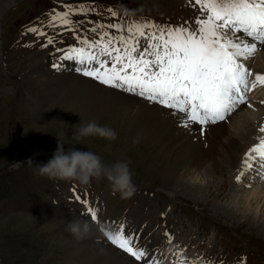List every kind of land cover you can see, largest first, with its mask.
Segmentation results:
<instances>
[{"label":"rangeland","instance_id":"1","mask_svg":"<svg viewBox=\"0 0 264 264\" xmlns=\"http://www.w3.org/2000/svg\"><path fill=\"white\" fill-rule=\"evenodd\" d=\"M122 6L135 10V14L124 15ZM82 7L94 11L71 15L74 31L59 23L49 26L54 10L64 12ZM109 8L118 16H110ZM197 16L200 8L194 6V0H88L66 4L53 0H0V264H96V257L106 245L119 254L112 251L108 264H117L119 259L138 262L113 245L105 232L97 231L99 225L112 232L111 222L123 224L127 234L138 237L137 243L150 257L160 259L165 253L168 259L161 260L162 264H178L177 253H182L179 259L184 264H264V233L249 220L264 222V178L259 162H254L251 170L241 164L245 153L264 134L240 140L244 127L232 125L233 137L241 142L242 148L248 146L241 151L243 160L227 167L225 156L215 153L206 161L207 166L190 174L188 163L194 162L196 149L189 138L167 130L159 122H147L146 117L140 119L135 110H123V114L118 108L119 114L113 118H105L109 114L103 112L99 121L91 118L95 114L88 107L81 114L64 111L73 104L72 100L60 104L75 91L79 96L90 93L89 85L96 86L93 82L104 91L126 95L122 89L77 72L81 65L75 60L61 61V50L80 46L77 36L98 39L90 31L97 23H131L143 18L157 25L195 29ZM33 27L45 35L27 31ZM49 37L54 43L47 44ZM255 56L248 59L252 64L249 69L254 68L253 74H264V62L253 63ZM54 64L59 67H53ZM68 76L75 79L71 81ZM254 78L255 75L249 79ZM79 88L86 92L76 90ZM252 90L247 93L246 103L251 107L247 105L245 110H253L255 105L264 109V85L258 84ZM100 93L95 94L106 97ZM229 117L235 119L236 115ZM90 122L112 126L117 130V138L108 141L89 137L76 143L74 135ZM169 135L179 137L175 144L164 143ZM57 140L66 148L93 151L106 164L127 162L134 173L135 195L121 199L103 178L81 185L39 175V165L51 159ZM29 158L33 161L31 165L26 162ZM212 164L215 166L211 169ZM241 172L243 175L237 182L236 176ZM255 189L257 194L251 196V190ZM76 196L97 208L98 222L91 220ZM74 219L92 224L93 231L87 238L76 240L67 231L68 223ZM169 225L173 226L170 234L157 239V234ZM138 229L144 236L138 234L141 232ZM146 242H152L154 248L150 250Z\"/></svg>","mask_w":264,"mask_h":264},{"label":"snow or ice","instance_id":"2","mask_svg":"<svg viewBox=\"0 0 264 264\" xmlns=\"http://www.w3.org/2000/svg\"><path fill=\"white\" fill-rule=\"evenodd\" d=\"M194 6L200 8L195 29L157 25L143 18L131 23H97L90 31L98 39L77 36L80 46L61 50L63 59L80 64L76 71L84 76L143 97L174 113H183L185 127L198 124L203 131L209 124L226 120L247 103L249 91L258 84L264 85V74L257 73L250 87L253 73L244 63L260 50L258 45H264V0H194ZM90 11L94 9L54 10L49 26L59 23L74 31L71 15ZM107 11L112 17L118 16L111 8ZM27 31L45 35L36 27ZM52 43L49 37L47 44ZM259 131L264 133V125ZM257 161L264 178V138L245 153L242 163L251 170ZM242 175L243 172L236 176L237 182ZM75 199L84 204L91 220L98 222L97 208L80 196ZM111 224L114 230L104 234L113 245L141 264H162L139 246L138 237L126 233L123 224ZM176 255L178 264H184L179 259L182 253Z\"/></svg>","mask_w":264,"mask_h":264},{"label":"bare ground","instance_id":"3","mask_svg":"<svg viewBox=\"0 0 264 264\" xmlns=\"http://www.w3.org/2000/svg\"><path fill=\"white\" fill-rule=\"evenodd\" d=\"M11 5V4H10ZM248 40H251V38H246ZM258 47L260 48L259 51H257L256 54V58L255 61L253 63H257L258 62H264V45H258ZM254 59V58H253ZM61 61H65V59H63V56L61 57ZM252 61V60H251ZM49 63V62H48ZM72 63V62H71ZM246 67L250 68V66L252 65L250 63V61L246 60L244 61ZM53 64V63H51ZM253 66H255L253 64ZM50 67V66H49ZM48 67V68H49ZM64 66H62V68H64ZM252 67V66H251ZM51 68V67H50ZM254 69V68H253ZM253 69H251V72H253ZM49 70V69H48ZM51 70V69H50ZM52 71V70H51ZM259 72V71H258ZM37 74V73H36ZM46 74V73H45ZM261 74V73H260ZM254 75V74H253ZM36 76V75H35ZM51 76V74H50ZM253 77V76H252ZM34 78V77H33ZM69 80L73 81L75 78L72 76H68ZM251 78V77H250ZM40 80V79H39ZM58 81V80H57ZM86 81V80H85ZM44 83V82H43ZM78 83V82H77ZM96 86H98L97 83L93 82ZM39 84V83H38ZM44 85V84H43ZM42 85V86H43ZM68 86V85H67ZM70 86V85H69ZM94 85H89V89L91 90L90 93H85L82 94L81 96H79L78 92L75 91V93H71L70 95H67L66 97H68V99L65 100H57L60 101V104L63 105L65 103H63V101H69L72 100L73 104H69L70 106H68L64 111L70 113L71 115L74 114H81V113H85L82 112L84 109H86V107L90 108L92 110V112L95 114V117H91L92 119L95 118L97 120L100 121L101 117L103 115V112H106L105 114H109L106 117L109 118H113L114 116H116V114L118 113V110L121 111H133L135 110L136 113H139L140 116L139 118L142 119L143 117H146L149 121L152 122H159L157 124H162L164 125L167 130L169 131H173L175 133H177L180 136H185L186 138H189L190 142H192L195 145V149L194 150L196 152V156H195V160L192 163V161H190V163H188L189 166V173L191 174L192 172H195L196 170H200L202 169L204 166H207L206 161L215 155V153H218L220 156H225L226 158V166L227 167H233L234 162L235 161H242V157L241 155V151L243 150V148L241 147V142L239 143V140H237L236 138L233 137L232 133H233V129L231 130L230 128L233 126H240L244 127V132H243V137L240 138V140H249L250 136H252L253 134H261V132L259 131L258 133L256 132V130L258 128H260L262 126V124L264 123V109L260 108L258 105L254 106L253 110H245V108H248L247 105L249 104H244V105H240L236 111H234L232 114L236 115L235 119H231L229 116L226 120L223 121H219L216 124H209L207 125L203 131H201V126L198 124H192L189 127H185L182 123L183 119H184V114L183 113H174L171 109H168L160 104L157 103H152L149 102L148 100L138 96V95H133V93H129V92H125V96L123 94L117 93L115 91H104V89H100L97 88ZM44 87V86H43ZM103 87V86H102ZM250 87H251V81H250ZM257 87V86H256ZM76 88V87H75ZM261 88V87H260ZM70 89V88H69ZM34 90V89H33ZM46 90V89H45ZM82 93L86 92L85 90H81L76 89ZM254 92V90H252ZM30 92V91H29ZM93 92V93H92ZM101 92L102 94H105L106 97L103 96H96L95 93ZM108 94H107V93ZM32 93V92H31ZM69 93V92H68ZM100 93V94H101ZM259 93V91H258ZM262 93V92H261ZM264 93V92H263ZM36 95V94H35ZM65 97V98H66ZM76 97V99L74 98ZM49 98V97H48ZM264 101V97L262 99ZM41 102V101H40ZM62 102V103H61ZM70 102V101H69ZM67 102V103H69ZM43 103V102H41ZM71 103V102H70ZM54 105V103H53ZM60 107V106H59ZM83 108V109H82ZM121 108V109H118ZM49 109V108H48ZM62 109V108H61ZM118 109V110H117ZM90 110V111H91ZM52 111V110H51ZM124 111L122 112L123 114ZM55 113V112H54ZM64 113V112H63ZM119 114V113H118ZM129 113H127L128 115ZM231 114V116H232ZM63 115V114H62ZM101 115V116H100ZM79 116V115H78ZM77 116V117H78ZM125 116V115H124ZM83 118V117H82ZM86 117H84L85 119ZM125 117H123L122 119H124ZM130 118V117H129ZM59 119V118H58ZM80 119V118H79ZM248 119L246 122L245 120ZM107 120V119H106ZM117 120V119H116ZM119 120V119H118ZM236 120V121H235ZM94 121V120H93ZM111 121V120H110ZM115 121V120H114ZM126 121V120H125ZM96 122V121H95ZM116 122V121H115ZM120 121H117V123ZM139 122V121H138ZM259 123L258 127L254 124ZM263 122V123H262ZM103 123V122H102ZM116 123V124H117ZM121 123V122H120ZM262 123V124H261ZM100 124V123H99ZM108 124V123H107ZM132 124V123H131ZM136 124V123H135ZM109 125V124H108ZM130 125V124H129ZM111 126V125H110ZM132 126V125H131ZM156 126V125H155ZM109 127V126H108ZM135 127V126H134ZM158 127V126H157ZM156 127L157 131L158 128ZM164 127V129H165ZM112 128V126H111ZM130 128V127H129ZM128 128V129H129ZM142 128V127H141ZM253 128V130H251ZM127 129V130H128ZM229 129L231 130V132H229ZM250 129V130H249ZM126 130V131H127ZM139 130V129H138ZM162 130V129H161ZM166 130V129H165ZM164 130V131H165ZM242 130V129H241ZM117 131V130H116ZM143 131V130H142ZM151 131V130H149ZM163 131V130H162ZM236 133L237 130L235 129ZM121 133V132H120ZM150 133V132H149ZM156 133V132H155ZM241 133V132H240ZM129 134V133H128ZM154 134V133H153ZM152 134V135H153ZM264 134V133H262ZM131 135V134H130ZM134 135V134H133ZM150 135V134H149ZM129 136V135H128ZM156 136V135H155ZM171 137L166 138L165 140V144L166 145H170V144H175L176 140L179 139V137H175L172 135H169ZM256 136V135H255ZM264 136V135H263ZM259 137V135H258ZM150 138V137H149ZM260 138V137H259ZM263 138V137H262ZM125 139V138H124ZM127 140V139H126ZM137 140V139H136ZM188 140V142H189ZM260 140V139H259ZM181 141V140H180ZM138 142V141H137ZM163 142V141H162ZM184 142V141H183ZM259 142V141H258ZM178 143V142H177ZM176 143V144H177ZM201 143L204 144V146L201 147ZM256 143V142H254ZM253 143V144H254ZM137 144V143H135ZM139 144V143H138ZM142 144V143H141ZM180 144V143H179ZM186 144V143H185ZM191 144V143H190ZM200 144V146H199ZM252 144V143H251ZM258 144V143H256ZM157 145V144H156ZM164 146V145H163ZM172 146V145H171ZM250 146V145H249ZM174 147V146H173ZM248 147V146H247ZM245 147V149L247 148ZM139 148H141V146L139 145ZM165 148V147H164ZM251 148V147H250ZM249 148V149H250ZM180 149H182L180 147ZM171 150V149H170ZM144 152V151H143ZM166 152V151H165ZM185 152V151H184ZM167 153V152H166ZM194 154V153H193ZM174 155V154H173ZM177 155V154H176ZM218 155V156H219ZM255 155V154H254ZM187 156V155H186ZM224 158V159H225ZM187 159V158H186ZM258 162V161H257ZM243 164V163H241ZM187 165V164H186ZM219 165H221V163L219 162ZM214 164H212L210 167L211 169L214 168ZM243 168L244 165H243ZM172 169V168H171ZM161 171V170H160ZM165 171V170H163ZM264 181V180H263ZM255 182V181H254ZM251 187V186H250ZM264 187V185H263ZM256 188V187H255ZM257 189L255 190H251L250 194L251 196L253 194H257ZM264 193V190L263 192ZM258 229V231H261L264 233V222L261 221H257L254 222L253 220L249 219ZM173 226L169 225L166 226L164 229H162V231L160 233L157 234V239H161L163 234L166 235L167 233L170 234V232L172 231ZM93 231V230H92ZM137 231H141L140 229H138ZM54 232V231H53ZM55 234V232H54ZM139 235L141 234V237L144 236V234L141 232L138 233ZM57 238V236H56ZM57 241V240H56ZM95 241V240H94ZM82 244V243H80ZM146 245H150V250H152L154 248V246L152 245V242L150 244H148L147 242L145 243ZM78 245V244H77ZM59 246V244H58ZM57 246V247H58ZM75 246V245H73ZM56 247V248H57ZM65 247V246H64ZM68 247V246H67ZM78 247V246H77ZM105 247V246H104ZM73 249V248H72ZM103 251L100 253L99 256L96 257L97 261H94L96 264H108L109 262V258H112L111 253L116 254L117 256H119V254L117 253L116 250H114L113 248L109 247L108 245H106V248L102 249ZM149 250V252H150ZM168 249L166 248V251ZM88 251V250H87ZM86 251V252H87ZM113 251V252H112ZM82 252V251H81ZM96 252V251H95ZM89 253V252H88ZM92 254V253H91ZM161 254V252H159V255ZM63 255V254H62ZM74 255V254H73ZM158 255V256H159ZM164 256H161L162 258H160L159 260H166L168 258L165 257V253L163 254ZM92 256V255H91ZM125 257V256H124ZM94 258V257H93ZM114 258V257H113ZM81 261V260H80ZM86 261V259H85ZM111 262V261H110ZM114 262V261H113ZM164 262V261H163ZM141 264V262H131L127 259H119V262L117 264Z\"/></svg>","mask_w":264,"mask_h":264},{"label":"clouds","instance_id":"4","mask_svg":"<svg viewBox=\"0 0 264 264\" xmlns=\"http://www.w3.org/2000/svg\"><path fill=\"white\" fill-rule=\"evenodd\" d=\"M124 15H134L135 10L122 6ZM89 137H99L108 141L117 138V132L108 126L99 125L94 122L87 123L79 128L73 139L76 143L82 142ZM135 142V141H134ZM29 165L33 163L29 158ZM39 175L46 176L50 180L75 181L81 185L90 184L92 179H105L113 192L118 193L121 199L133 197L137 191L133 182V171L127 162L116 161L106 164L100 155L93 151H82L76 147H65L57 140L55 151L47 163L39 165ZM97 231L102 234L105 229L99 225ZM67 231L76 239L82 240L92 233V224L87 220L74 219L67 225Z\"/></svg>","mask_w":264,"mask_h":264},{"label":"water","instance_id":"5","mask_svg":"<svg viewBox=\"0 0 264 264\" xmlns=\"http://www.w3.org/2000/svg\"><path fill=\"white\" fill-rule=\"evenodd\" d=\"M66 1H70V0H66Z\"/></svg>","mask_w":264,"mask_h":264}]
</instances>
